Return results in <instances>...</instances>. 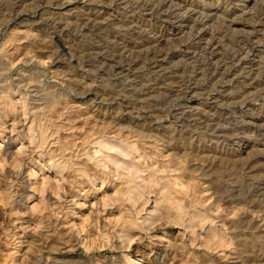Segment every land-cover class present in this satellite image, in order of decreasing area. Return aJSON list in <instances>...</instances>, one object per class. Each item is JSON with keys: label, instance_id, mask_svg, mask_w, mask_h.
Instances as JSON below:
<instances>
[{"label": "rangeland", "instance_id": "obj_1", "mask_svg": "<svg viewBox=\"0 0 264 264\" xmlns=\"http://www.w3.org/2000/svg\"><path fill=\"white\" fill-rule=\"evenodd\" d=\"M0 264H264V0H0Z\"/></svg>", "mask_w": 264, "mask_h": 264}, {"label": "bare ground", "instance_id": "obj_2", "mask_svg": "<svg viewBox=\"0 0 264 264\" xmlns=\"http://www.w3.org/2000/svg\"><path fill=\"white\" fill-rule=\"evenodd\" d=\"M230 23L234 24V23H236V21L233 20V21H230ZM155 41H156V40H155ZM166 54H168V53H165L164 55H166ZM214 54H215V53H214ZM214 54H213V55H214ZM147 55H148V54H147ZM149 55H150L153 59H154V58L156 59L157 57H159V56L161 55V52H159V51L157 52V50H153V49H152V50L149 51ZM110 62H111V61H110ZM110 62H109V63H110ZM111 63L113 64V67L116 68L117 70H123V66L117 65L116 62H114V61H112ZM153 63H154V62H153ZM155 63H156V60H155ZM67 121H68V120H67ZM67 126H68V125H67ZM69 127H70V126H69ZM67 130H68V127H66V132H67ZM97 131H98V130H97ZM51 138H52V137H51ZM77 142H78V141H77ZM115 143H116V142H115ZM72 146H76V145L74 144V145H72ZM118 147H119V146H118ZM120 147H121V145H120ZM126 150H127V149H126ZM128 151H129V150H128ZM128 151H127V152H128Z\"/></svg>", "mask_w": 264, "mask_h": 264}]
</instances>
